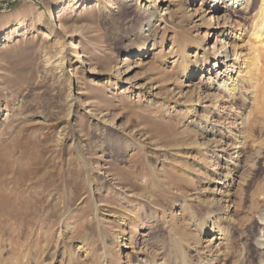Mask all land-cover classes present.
I'll list each match as a JSON object with an SVG mask.
<instances>
[{
    "label": "rangeland",
    "instance_id": "rangeland-1",
    "mask_svg": "<svg viewBox=\"0 0 264 264\" xmlns=\"http://www.w3.org/2000/svg\"><path fill=\"white\" fill-rule=\"evenodd\" d=\"M162 2L0 0V264H199L200 230L188 219L208 209L220 226L231 221L220 264L264 263V132L217 163L187 146L219 141L221 130L229 146L232 134L242 140L241 120L263 122L264 32L261 43L250 35L261 0L215 15L214 0ZM148 7L155 19L143 27ZM143 43L151 57L135 62ZM232 47L241 61L257 55L250 118L242 106L253 94L234 92L233 103L212 70ZM220 116L222 129L206 125Z\"/></svg>",
    "mask_w": 264,
    "mask_h": 264
},
{
    "label": "bare ground",
    "instance_id": "bare-ground-1",
    "mask_svg": "<svg viewBox=\"0 0 264 264\" xmlns=\"http://www.w3.org/2000/svg\"><path fill=\"white\" fill-rule=\"evenodd\" d=\"M125 2L127 1H136V0H123ZM165 1V0H164ZM221 1V2H220ZM232 1L231 4H238L240 2H242L243 0H214V3L212 4L213 7L211 8H208V13L207 14H210V15H215L216 13H218V11H220L221 9H224L222 7L221 4H224V5H227V2H230ZM158 5H160L161 3H165V2H162V0L158 1ZM215 3L218 5L220 3V5H215ZM152 8L151 7H148V9H146L144 11V15H145V18L144 20L142 21V26H148L150 27L152 25V20H154L155 18L153 17V14H152ZM165 14L167 15V13L165 12ZM163 14V15H165ZM59 18V15H58V12L56 13V15L54 14L53 18ZM223 23H226L228 20L223 18L220 19ZM254 20H255V24L251 27V33L250 35H252L254 41L256 43H261L262 41V38H261V35L263 34L264 32V0H261V5L259 7V9L257 10V12L255 13L254 15ZM158 21L160 22L161 21V17L158 16ZM229 22V21H228ZM219 24V23H218ZM140 26V30L141 32H143V27ZM61 25L58 26V28H60ZM231 26H228L227 28L225 29H230L231 30ZM229 34V33H228ZM226 34V38L228 37H231L230 34L228 35ZM225 35V31L222 32V36ZM240 36V34H239ZM69 37V36H68ZM142 38L145 40V42H147V37L146 35L142 34ZM240 38V37H238ZM77 48V46L74 44V43H71L70 44V50H75ZM140 49V52L137 53V58L135 60V62H138V60H146V59H149L151 57V54H148V51L145 49V44L143 43L142 46L139 48ZM142 50V51H141ZM217 52H219V55H218V61H215L214 65H212V70L216 71L214 74H216V79H218L219 77V74L220 76L223 75V79L224 81L226 82H223V89H225L224 91H226L227 87L229 88L228 91V97L231 99V101L236 102L238 101V99H236L234 97V92L236 93H240L239 91H242L243 89H248L249 93L250 94H253V98H249L251 101H248V104H246V100L243 101L244 104H246L247 106L245 107L242 106V110L245 112L248 109H250V111L247 113L249 118L251 117V115H253V112L255 111V107H256V103L259 101V94H260V80L261 78H259L260 76L259 75H255V72L258 70V62H257V55L254 53V51L252 53H254L255 55L251 56L250 59L248 60V62L246 61H241L239 58L241 57L240 55L238 56V52H236V49L232 47V50L231 52L232 53H229L227 51L223 49H219ZM251 53V54H252ZM250 54V53H249ZM248 59V58H247ZM127 60V58H126ZM204 62V61H203ZM202 62V63H203ZM61 65V64H60ZM224 68L223 70H221V68ZM187 68V67H186ZM201 68L197 67L196 70L194 71V73H192L191 75H189V78L192 80L194 79V77H197L198 75L201 74ZM218 69H220L221 71L218 72ZM128 71V70H127ZM188 72V71H187ZM209 72L210 70L208 71V75H209ZM245 72V76H247V78L245 77H241V73ZM213 73V72H212ZM233 73L234 75L237 74V77L235 79L232 78L233 76ZM185 74V72H184ZM185 77V75H184ZM221 79V78H220ZM210 82V81H209ZM230 83V85H228V83ZM228 85V86H227ZM222 86V84H221ZM241 94V93H240ZM236 96V95H235ZM189 97V96H188ZM206 97L208 98V100H206ZM221 97V96H220ZM187 98V96H186ZM218 98V97H217ZM222 98V97H221ZM190 99V98H189ZM188 99V100H189ZM199 99H204L206 100V102H210L211 100L214 101V99H216V97L214 98H211V96H204L201 98V96H199ZM187 100V99H186ZM238 104V103H237ZM243 105V104H242ZM207 110V109H206ZM210 111V110H209ZM227 114V113H226ZM224 116V115H223ZM223 116H220L218 118V122L216 121L214 124L212 123H209V124H206V125H209L211 126V129L212 128H215V129H222L223 128V125L225 124V121H223ZM234 116V115H233ZM259 117V116H258ZM257 117V118H258ZM264 117V116H263ZM242 117H239V119H241ZM237 119V117H236ZM259 119V118H258ZM261 120V119H259ZM241 121H245L241 130H239V134H240V137L242 140H239V138H236V136H234L233 134L231 135V137H229L228 139H232V142L231 145H227L226 144V139L227 137L226 136H221V132H223L221 130V132H219L218 135H215V137L219 138V141H213V142H210V141H206L205 143H203V145H199L197 143L193 144V143H188L187 146L189 147H196L198 149V147H205V154L208 156L206 157L207 159H210L212 162L213 161H224L223 158L226 157V159H231L232 158V155H235L236 154V158L240 157V153L242 154V151L241 150H245L246 148L249 147V144L250 142L254 141L253 140V134H255L257 131H259L260 133H263L264 132V119H263V122H261V125L260 124V121L257 122L256 124V120H254L253 118H250V119H247V120H241ZM205 124V123H204ZM197 124H195L196 126ZM205 125V126H206ZM194 126V127H195ZM199 126V125H198ZM204 126V127H205ZM260 126V127H259ZM197 127V126H196ZM195 127V128H196ZM201 127V126H200ZM237 127V126H236ZM209 128V127H208ZM197 129V128H196ZM200 132L203 133H206V129L202 131L201 128H198ZM210 129V128H209ZM213 130V129H212ZM210 131V130H209ZM213 132V136L215 134V132H218V131H212ZM211 132V133H212ZM264 134V133H263ZM242 135V136H241ZM255 137V136H254ZM224 139V140H223ZM213 140V139H212ZM255 142H256V139H255ZM261 143V142H260ZM257 144V142H256ZM238 147H235L237 146ZM253 145V144H251ZM255 145V144H254ZM230 146H234L235 149L237 148V150L234 151V153H229L231 147ZM209 149V150H208ZM5 154L4 156H8L6 153H8L7 151V148L3 147V149ZM264 151V150H263ZM210 153V154H208ZM244 153V151H243ZM213 154V155H211ZM215 154V155H214ZM2 154H0L1 156ZM199 155V154H198ZM245 155V153H244ZM243 155V156H244ZM256 155V153H255ZM264 155V153L262 154ZM242 156V155H241ZM251 156V155H250ZM258 156V155H257ZM8 158V157H7ZM13 158V157H12ZM199 158V157H198ZM201 158V157H200ZM5 159V158H4ZM204 159V158H203ZM202 159V160H203ZM208 161V160H207ZM6 163V162H5ZM217 163V162H216ZM229 163V162H228ZM232 163V162H231ZM225 164V163H224ZM227 164V163H226ZM230 165V164H229ZM2 166V165H1ZM5 166V165H4ZM216 166V165H215ZM220 167V166H219ZM5 169V168H4ZM3 169V170H4ZM6 171V170H5ZM214 172V171H213ZM228 173V172H227ZM229 174V173H228ZM224 176V175H223ZM224 178L225 180L229 179V177L226 175V177H222ZM220 180H223V179H220ZM219 180V181H220ZM229 181L231 182L232 179H229ZM221 182V181H220ZM3 186V185H2ZM219 186V185H218ZM3 188V187H2ZM2 191V189H1ZM2 193V192H1ZM0 193V194H1ZM4 195H6L5 192H3ZM260 193V198L262 200H264V191H261L259 192ZM243 195V194H242ZM220 196V195H219ZM226 196V195H225ZM3 197V196H2ZM227 197V196H226ZM230 198V197H229ZM1 199V198H0ZM23 201V200H22ZM201 202V201H200ZM23 205V204H22ZM199 205V204H197ZM21 206V205H20ZM238 206V205H236ZM12 207V206H11ZM205 207V206H204ZM211 207V206H210ZM231 207V206H230ZM14 208V207H13ZM207 208V207H206ZM228 208V207H227ZM183 207H178V210L182 211ZM197 210V208H195ZM226 209V208H225ZM12 210V208H11ZM14 210V209H13ZM207 209H205L206 211ZM212 210V209H211ZM22 212V206L21 208H19L18 206V209L14 212L16 214H20ZM191 211V210H190ZM184 212V211H182ZM185 213V212H184ZM195 213H192V216H190V218L188 219L192 226L198 228L200 234V238H198V240L196 241V243H198V245H202V246H198V247H195V251L196 254L198 255V262L199 264H220V258L217 259V257L219 255H217L219 253V249H221L220 246H222V244H229V239H230V231H231V221H229V225L225 223V221H227L226 217L225 219H222V221L225 223L223 226H220V219H216L214 220V216H215V212L213 211H209V209L207 210V213L205 215V217L203 218L202 221H200V223H197L195 220L193 221L192 219L195 218L194 216ZM187 215V213L185 214ZM196 215V214H195ZM77 217V216H76ZM229 218V217H228ZM196 219V218H195ZM234 219V218H231V220ZM172 220V219H171ZM261 220H264V216L261 217ZM237 221V220H236ZM239 222V221H238ZM234 223V221L232 222V224ZM239 225V224H238ZM174 226V225H173ZM179 226V225H178ZM226 226V228H224ZM175 227V226H174ZM171 228V227H170ZM197 230V229H196ZM230 230V231H229ZM174 234V233H173ZM247 234V233H246ZM245 235V234H244ZM195 236V235H194ZM202 236V237H201ZM247 237V236H246ZM171 238V237H170ZM173 238V237H172ZM176 238V237H175ZM178 238V237H177ZM193 238V237H192ZM264 235H262V238L260 240H256L259 247L258 249L259 250H263L264 249ZM189 239V238H188ZM196 239V238H195ZM177 242V241H176ZM218 242H220V244L216 245ZM179 243V242H178ZM195 243V244H196ZM141 246L143 244H140ZM182 245V244H181ZM204 245H206L204 247ZM180 246V244H179ZM143 248H145V246H142L139 248V253L143 252ZM180 248V247H179ZM196 248L198 250H196ZM146 249V248H145ZM177 249V248H176ZM172 250V249H171ZM175 250V249H173ZM145 251V250H144ZM178 251V250H177ZM223 249H222V255L226 256L225 253L223 254ZM227 251V250H226ZM191 252V251H190ZM225 252V251H224ZM138 253V254H139ZM181 253V252H180ZM179 253V254H180ZM215 253V254H214ZM227 254V253H226ZM260 256L264 258V252L261 251L260 253ZM258 254V255H259ZM140 255V254H139ZM173 255V254H172ZM205 255V256H204ZM175 256V255H174ZM203 256V257H201ZM215 256H217L215 258ZM229 256V254H228ZM223 258V257H222ZM127 259V258H126ZM226 259V258H225ZM164 261V260H163ZM109 263V262H108ZM167 263V262H166ZM183 264H194V261H191L189 262L187 259H183L182 261ZM196 263V261H195ZM136 264H156L154 261L152 260H149L148 258H144L143 260H139L138 259V262ZM172 264V263H171ZM262 264L263 261H262Z\"/></svg>",
    "mask_w": 264,
    "mask_h": 264
}]
</instances>
